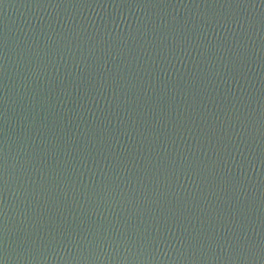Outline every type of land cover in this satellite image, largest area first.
<instances>
[{"label":"water","instance_id":"1","mask_svg":"<svg viewBox=\"0 0 264 264\" xmlns=\"http://www.w3.org/2000/svg\"><path fill=\"white\" fill-rule=\"evenodd\" d=\"M0 264H264V0H0Z\"/></svg>","mask_w":264,"mask_h":264}]
</instances>
